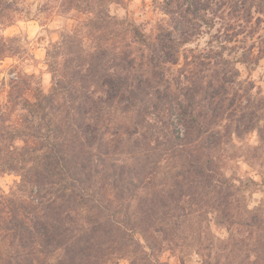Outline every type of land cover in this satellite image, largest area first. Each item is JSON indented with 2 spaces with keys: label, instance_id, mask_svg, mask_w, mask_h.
Wrapping results in <instances>:
<instances>
[{
  "label": "trees",
  "instance_id": "16d2710c",
  "mask_svg": "<svg viewBox=\"0 0 264 264\" xmlns=\"http://www.w3.org/2000/svg\"><path fill=\"white\" fill-rule=\"evenodd\" d=\"M16 1L0 0V20L19 11ZM47 1L82 15V31L61 32L47 50L48 93L25 97L13 81L0 107V176L17 178L0 190V264H163V253L188 250L220 264L184 203H210L233 230L243 185L225 177L222 154L245 135H256L264 175V94L236 67H258L264 34L231 52L244 30H223L215 51L180 66L182 49L226 10L264 15V0H152L160 18L149 30L111 14L125 0ZM239 221L249 229V215Z\"/></svg>",
  "mask_w": 264,
  "mask_h": 264
},
{
  "label": "rangeland",
  "instance_id": "374dc122",
  "mask_svg": "<svg viewBox=\"0 0 264 264\" xmlns=\"http://www.w3.org/2000/svg\"><path fill=\"white\" fill-rule=\"evenodd\" d=\"M153 4L152 0H125L126 6L112 7L111 14L121 21L129 18L137 24L143 23L146 30H149L160 18V7H155ZM16 6L19 9L18 12L9 15L8 20H0V107L2 110L7 106V95L11 85L14 84L13 81L22 83L26 90L25 97L31 98L36 89L48 93L52 88L53 77L47 65V50L54 51L56 47L57 51L61 32L82 31L79 30V26L77 27V23L83 19L82 15L71 12L59 13L57 9L49 7L47 0H17ZM227 13V10L222 13L223 16L216 20L212 28L208 27L209 24H204L200 28L203 30V35L183 47L180 66L185 56L191 59L192 56H203L211 50L215 51L216 44H219L215 40L223 30H244V34L230 45V49L228 48L231 52L248 50L253 43L257 46L259 36L264 34V15L254 14L252 17L248 16L239 20ZM245 35L248 38L247 42L243 39ZM85 45L89 47L88 42ZM236 67L240 70L239 80L251 78L256 86H260L264 94V59L253 70L239 64ZM234 84H241V82L236 81ZM241 85L249 87L244 82ZM258 146L256 135L252 133L245 135L242 140L233 141L222 154L225 177L236 182L237 186L241 183L240 181L243 185L240 189L237 187L238 192L235 195L239 202L237 206L240 216L231 219L233 230L229 231L227 224L208 209L210 203L200 198L190 199L184 203L187 212H194L188 217V221L194 224V227H200L202 240L207 245L213 244V254L216 251L219 252L220 264H229L246 255H249L247 259L249 264H264V251L257 252L259 236L264 232V175L259 172L262 158L259 159L258 155L262 153L260 150H255ZM162 173L161 170L158 174L159 182L163 177ZM250 179L255 182V185L245 186ZM16 180L14 175L0 176V190L9 192ZM248 215L249 229L246 226L239 227V220H245ZM193 238L188 237V240ZM160 261L163 264H200L199 259L189 250L182 254H177L176 251L165 252L160 256ZM128 263L129 260L119 262V264Z\"/></svg>",
  "mask_w": 264,
  "mask_h": 264
}]
</instances>
